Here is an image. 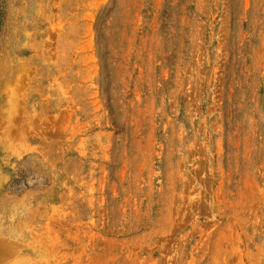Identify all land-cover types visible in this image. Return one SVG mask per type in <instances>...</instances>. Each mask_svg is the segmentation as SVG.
<instances>
[{
  "label": "rangeland",
  "instance_id": "rangeland-1",
  "mask_svg": "<svg viewBox=\"0 0 264 264\" xmlns=\"http://www.w3.org/2000/svg\"><path fill=\"white\" fill-rule=\"evenodd\" d=\"M7 242L0 264H264V0H0Z\"/></svg>",
  "mask_w": 264,
  "mask_h": 264
},
{
  "label": "crops",
  "instance_id": "crops-1",
  "mask_svg": "<svg viewBox=\"0 0 264 264\" xmlns=\"http://www.w3.org/2000/svg\"><path fill=\"white\" fill-rule=\"evenodd\" d=\"M6 241V240H5ZM1 245L4 246L3 248H18L20 246L19 243H14V242H10V243H2L0 244V248H1Z\"/></svg>",
  "mask_w": 264,
  "mask_h": 264
}]
</instances>
